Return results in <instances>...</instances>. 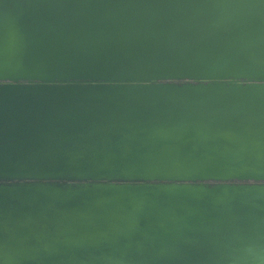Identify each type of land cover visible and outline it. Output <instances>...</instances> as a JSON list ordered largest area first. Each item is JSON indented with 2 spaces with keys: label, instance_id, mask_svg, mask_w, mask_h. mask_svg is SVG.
I'll return each instance as SVG.
<instances>
[{
  "label": "water",
  "instance_id": "1",
  "mask_svg": "<svg viewBox=\"0 0 264 264\" xmlns=\"http://www.w3.org/2000/svg\"><path fill=\"white\" fill-rule=\"evenodd\" d=\"M0 90L2 264H245L159 252L160 186L251 194L264 255V0H0Z\"/></svg>",
  "mask_w": 264,
  "mask_h": 264
},
{
  "label": "bare ground",
  "instance_id": "2",
  "mask_svg": "<svg viewBox=\"0 0 264 264\" xmlns=\"http://www.w3.org/2000/svg\"><path fill=\"white\" fill-rule=\"evenodd\" d=\"M139 190H143L142 197L144 198V202L150 201L148 200V192L154 194V197L162 199L164 202L163 212L167 213L170 210H178L180 211L179 213H186L188 216H191L190 218L176 219L178 226L172 230L173 234L170 235V238H168L169 236L166 237L161 247L157 249L162 254L167 256H186L188 260L194 255L209 256L216 261L226 262L234 258H243L245 260V251L248 252V249L244 250L237 238H233L234 242L227 243L221 239H217L216 236L223 233L222 230H227L228 225L224 224V222L237 220V216L241 214L239 213L238 206L235 205L237 203H233L231 200L242 199L243 201L241 202L246 204L249 202L245 199L251 194L239 193L241 196L234 198L236 196L235 193H230L226 189L222 190V193L216 194L213 191L204 189H185L179 186H160L155 189L141 187ZM189 198L191 202L187 201ZM255 198L257 201H261L264 198V193L255 194ZM250 211L255 214V216L252 215V219L264 221L263 206L260 204L255 206L250 205ZM147 218L170 227L167 222L169 220L168 217L151 216ZM103 235L105 234L103 233ZM132 236L133 234L130 233L126 238ZM211 239L215 240L210 241Z\"/></svg>",
  "mask_w": 264,
  "mask_h": 264
},
{
  "label": "rangeland",
  "instance_id": "3",
  "mask_svg": "<svg viewBox=\"0 0 264 264\" xmlns=\"http://www.w3.org/2000/svg\"><path fill=\"white\" fill-rule=\"evenodd\" d=\"M42 32H45V30L44 31H42ZM36 36V35H35ZM10 38V37H9ZM12 38H13V44H9L10 45V48L8 49L9 50V53L11 54L12 52H13V49L16 47V45H20V43H19V41H14L15 40V38L13 37V35H12ZM34 40H35V38H30V42H29V44H28V49H26L24 52H23V54H21V56H25V57H37V52H36V48L31 44V43H33L34 42ZM17 43V44H16ZM12 45V46H11ZM25 54V55H24ZM133 56H136L137 54H138V51L137 50H135V51H132V53H131ZM4 95V92L3 91H1L0 90V105L3 103V99H2V96ZM7 104V106H8V116H9V118L11 117V119H12V117L14 116V111L12 110V108H11V105H12V103H11V100L9 99V101L6 103ZM10 106V107H9ZM13 111V112H12Z\"/></svg>",
  "mask_w": 264,
  "mask_h": 264
},
{
  "label": "clouds",
  "instance_id": "4",
  "mask_svg": "<svg viewBox=\"0 0 264 264\" xmlns=\"http://www.w3.org/2000/svg\"><path fill=\"white\" fill-rule=\"evenodd\" d=\"M250 255L245 258V264H264V255L252 248L248 249Z\"/></svg>",
  "mask_w": 264,
  "mask_h": 264
},
{
  "label": "snow or ice",
  "instance_id": "5",
  "mask_svg": "<svg viewBox=\"0 0 264 264\" xmlns=\"http://www.w3.org/2000/svg\"><path fill=\"white\" fill-rule=\"evenodd\" d=\"M0 264H2V261H0Z\"/></svg>",
  "mask_w": 264,
  "mask_h": 264
}]
</instances>
